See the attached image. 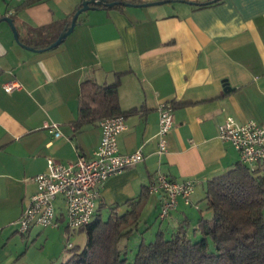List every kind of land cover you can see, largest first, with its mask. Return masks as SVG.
Instances as JSON below:
<instances>
[{"label": "crops", "instance_id": "crops-1", "mask_svg": "<svg viewBox=\"0 0 264 264\" xmlns=\"http://www.w3.org/2000/svg\"><path fill=\"white\" fill-rule=\"evenodd\" d=\"M122 1L166 2L88 10L64 42L46 51L21 47L0 22V264L18 260L10 242L16 241V221L37 190L32 179L46 172L47 158L72 164L78 155L92 158L100 143L99 123L77 133L71 126L82 81L110 85L119 75L121 111L137 112L125 117L117 147L121 154L142 153L141 161L98 185L95 215L105 218L112 206L125 212L122 204L137 198L158 174L193 181L190 205L176 199L159 230L165 234L184 220L195 226L200 214L209 218L202 211L206 183L239 162L231 144L218 138L224 119L264 126V0H222L207 7L199 4L208 0ZM23 2L0 0V17L11 12L20 36L28 28L63 23L82 0H47L17 10ZM10 81L21 88L6 93L3 84ZM163 102L173 104L174 120L167 149L158 154L156 109ZM45 123H56L60 136L43 128ZM163 199L161 193L149 194L140 219L144 211L157 216ZM55 205L59 226L54 229L64 225L66 232L63 203L57 199Z\"/></svg>", "mask_w": 264, "mask_h": 264}, {"label": "trees", "instance_id": "trees-1", "mask_svg": "<svg viewBox=\"0 0 264 264\" xmlns=\"http://www.w3.org/2000/svg\"><path fill=\"white\" fill-rule=\"evenodd\" d=\"M46 1L25 0L17 10ZM220 1L208 0L199 6L207 7ZM97 8L121 9L122 6L107 8L100 5ZM74 13L63 23L51 22L28 28L24 36L18 34L19 43L35 50L47 48L69 26ZM7 16L13 19L12 14ZM118 84L119 75L110 85H101L93 80L81 82L77 118L71 125L75 133L83 125L98 124L117 115L125 118L127 114L137 112L135 108L121 111ZM205 186L202 211L209 213L210 217L200 214L195 226H188L189 221L184 220L169 236L158 231L152 241L141 239L134 253V264H264V161L251 168L239 161L226 173L209 180ZM148 187L137 198L122 204L127 206L125 212L117 213L118 207L112 206L105 218L97 214L88 225L77 229L84 233L85 245L60 264H126L125 248L121 249L119 244L136 229L142 207L149 196ZM65 229L66 233L70 230L67 226ZM64 247L74 250L70 243Z\"/></svg>", "mask_w": 264, "mask_h": 264}, {"label": "built area", "instance_id": "built-area-1", "mask_svg": "<svg viewBox=\"0 0 264 264\" xmlns=\"http://www.w3.org/2000/svg\"><path fill=\"white\" fill-rule=\"evenodd\" d=\"M19 88L21 85L17 81L3 84L6 93ZM172 108L171 102H163L156 109L158 131L155 136L158 154L165 153L167 149V138L174 120ZM124 123L125 118L122 115L105 118L99 122L100 143L94 150L92 158L78 155L72 164H63L47 158L46 172L32 179L36 183L37 190L16 221L17 229L21 234L34 227L58 228L59 208L55 205L57 199L63 203L68 229H80L92 221L99 197L98 185L142 160L140 150L131 154H121L118 150L117 135L126 129ZM43 128L54 137L60 136L56 123H45ZM217 133L221 141L229 142L237 151L241 163L251 168L264 161V126L254 121L238 123L232 117H227L218 126ZM193 185L191 180L175 182L165 175L158 174L156 181L148 187L149 194L164 195L157 213L158 218L163 220L168 217L169 212L177 205L176 199L179 197L185 205H190L189 198L193 192Z\"/></svg>", "mask_w": 264, "mask_h": 264}, {"label": "rangeland", "instance_id": "rangeland-1", "mask_svg": "<svg viewBox=\"0 0 264 264\" xmlns=\"http://www.w3.org/2000/svg\"><path fill=\"white\" fill-rule=\"evenodd\" d=\"M167 221L161 222L158 215L156 216L150 211L142 213V218L136 229L119 244L121 249L125 248L126 264H134V253L141 239L144 242L152 241L160 229H165ZM63 229L64 225L54 230L33 228L29 235L24 234V236H21L20 232L15 233L16 241L10 242V245L18 251V260L14 264H60L66 262L73 252L84 247L86 239L84 233L77 229H71L68 233ZM37 233L39 234L37 235ZM67 243L72 244L73 251L64 247Z\"/></svg>", "mask_w": 264, "mask_h": 264}, {"label": "water", "instance_id": "water-1", "mask_svg": "<svg viewBox=\"0 0 264 264\" xmlns=\"http://www.w3.org/2000/svg\"><path fill=\"white\" fill-rule=\"evenodd\" d=\"M166 1H159V2H153V3H143V4H131V3H127V2H111V3H107L105 2V0H82L81 2V6L79 8H77V10H75V13L73 14L71 20L69 21L70 24L67 28L63 29L59 35H57V39L51 44L49 45L47 48H44L42 50H35L33 48H29L25 45H22L19 43L18 41V32L17 29L15 28V25L13 24L14 21L11 17L9 16H4L1 18L0 22H5L6 25H8L11 33L13 34L12 37H14L15 41L21 45V47L25 48L26 50H30V51H46V50H50L52 48H56L57 46H59L62 42H64V40L69 36V34L72 33L73 29L75 28L76 24H77V20L79 15H81L82 13L88 11V10H94V9H98L97 7H99L100 5L110 8L113 6H122V7H129V6H136V7H147V6H153V5H159V4H163ZM193 4V3H190Z\"/></svg>", "mask_w": 264, "mask_h": 264}]
</instances>
